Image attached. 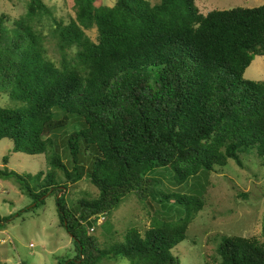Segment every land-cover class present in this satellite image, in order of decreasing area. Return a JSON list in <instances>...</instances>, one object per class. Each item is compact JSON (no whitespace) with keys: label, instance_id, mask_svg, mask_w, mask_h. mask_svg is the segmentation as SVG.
Wrapping results in <instances>:
<instances>
[{"label":"trees","instance_id":"trees-1","mask_svg":"<svg viewBox=\"0 0 264 264\" xmlns=\"http://www.w3.org/2000/svg\"><path fill=\"white\" fill-rule=\"evenodd\" d=\"M74 9L66 23L46 0H30L13 30L0 15V93L16 105L0 106V141L11 140L16 153L48 156L52 168L23 176L5 157L0 180H14L33 200L27 211L56 196L60 226L77 250L66 264H181L172 252L205 203L201 195L158 191L152 176L172 169L181 186L230 160L243 168L244 155L264 164V82L245 79L264 57V5L205 15L196 0H74ZM46 18L57 59L39 29ZM84 179L99 195L70 208L58 196ZM130 195L185 205V216L155 217L144 234L132 228L123 242L100 246L90 233L97 218ZM217 252L212 264H264L257 238L224 237Z\"/></svg>","mask_w":264,"mask_h":264},{"label":"rangeland","instance_id":"rangeland-1","mask_svg":"<svg viewBox=\"0 0 264 264\" xmlns=\"http://www.w3.org/2000/svg\"><path fill=\"white\" fill-rule=\"evenodd\" d=\"M97 1L98 5L107 6L116 3V0ZM147 1L155 5L160 0ZM29 2L0 0V15L5 14L11 20L5 23L7 29L13 30V21L26 14ZM46 3L54 15L66 23L75 17L74 0H46ZM196 4L206 15L214 10L261 7L264 0H196ZM51 25L53 22L46 18L39 29L46 38L50 56L57 59L56 43L50 37ZM90 35L96 38L95 31ZM245 79L264 82V57H256ZM8 104L12 105L10 107L16 106L7 95L0 93V106ZM62 155L67 163L69 158L64 157V153ZM5 157L9 159L8 169L23 176L40 173L47 176L52 171L48 156L16 153L9 139L0 141L1 168ZM247 158L244 155L243 168L230 160L226 167L217 168L209 177L203 174L181 186L176 185L172 169H161L153 174L152 177L158 180V191L164 194L201 195L205 203L190 227L186 241L172 252L181 264L214 263L218 258L217 248L224 237L257 238L264 242V164L257 159L250 162ZM61 177V182H65L62 174ZM39 184L41 182L38 180L32 182L33 186ZM68 188L69 191L62 190L58 198L65 197L70 208L77 206L84 198L93 200L99 195V190L88 179ZM51 193L46 196L45 206L34 212L27 211L35 208L33 200L21 193L14 180H0V217L3 219L0 222V264H66L76 256L75 242L60 226L57 198ZM158 198L161 203L156 199L142 202L135 195L128 196L111 214L97 218V224L90 233L105 248L108 244L123 242L129 229H137L144 234L154 225L155 217L160 222H176L185 216L187 206L166 201L160 196ZM4 219H7L6 222ZM101 264H130V261L109 263L105 260Z\"/></svg>","mask_w":264,"mask_h":264}]
</instances>
